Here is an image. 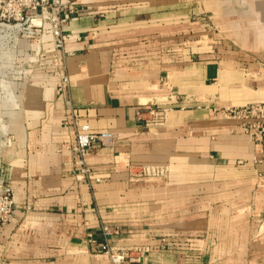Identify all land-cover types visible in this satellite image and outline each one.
<instances>
[{"label":"crops","instance_id":"1","mask_svg":"<svg viewBox=\"0 0 264 264\" xmlns=\"http://www.w3.org/2000/svg\"><path fill=\"white\" fill-rule=\"evenodd\" d=\"M76 9L64 56L45 23L49 65L10 110L0 186L16 213L0 226V264H111L91 242L104 225L118 229L112 245L131 248L124 264H264V147L214 110L264 102V0ZM61 56L67 93L49 71ZM149 105L169 109L165 125L138 118ZM81 127L116 134L87 158L90 183L71 150Z\"/></svg>","mask_w":264,"mask_h":264},{"label":"built area","instance_id":"2","mask_svg":"<svg viewBox=\"0 0 264 264\" xmlns=\"http://www.w3.org/2000/svg\"><path fill=\"white\" fill-rule=\"evenodd\" d=\"M79 0H34L32 1L35 13L42 7L49 13L51 21V37L55 47L64 56L66 41L68 39L66 26L72 18L77 15L76 5ZM38 14H34L37 16ZM35 30H40L36 28ZM55 74L59 76V90L67 93L70 87V77L62 66V56L54 61ZM220 115L235 120L238 124L237 130L248 135L256 147H264V102H250L239 106H224L214 109ZM169 109L158 105H149L137 111V116L147 127H159L165 125L168 118ZM116 134L112 131L91 132L85 127H81L76 132L75 141L71 144V150L75 155V163L78 166L76 173L79 181L91 182L92 170L88 165L87 158L95 153L100 146H110L113 144ZM130 170L136 175L154 174L160 172L155 166H134L130 165ZM264 182V173L259 174ZM99 180V179H98ZM15 200L10 187L5 186L0 190V221H8L15 212ZM26 210L30 211L31 206L27 205ZM118 233L117 228L107 225L102 227L100 239H91L94 248L107 254L111 264H124L129 258L128 250L131 248L117 247L109 242V237ZM130 259V258H129Z\"/></svg>","mask_w":264,"mask_h":264},{"label":"rangeland","instance_id":"3","mask_svg":"<svg viewBox=\"0 0 264 264\" xmlns=\"http://www.w3.org/2000/svg\"><path fill=\"white\" fill-rule=\"evenodd\" d=\"M32 1L0 0V154L9 142L7 123L10 110L18 101L16 93L24 89L35 72L49 65L45 62L43 43L48 34L44 25L47 23L51 30V21L43 20L44 7L35 13ZM50 38L53 41L51 33ZM53 66L54 61L49 71H55ZM4 187L0 186V190ZM15 213L16 210L8 221L1 220L0 226L8 223Z\"/></svg>","mask_w":264,"mask_h":264}]
</instances>
